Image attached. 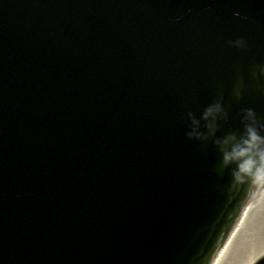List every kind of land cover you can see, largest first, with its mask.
Instances as JSON below:
<instances>
[{
    "label": "water",
    "instance_id": "95a60500",
    "mask_svg": "<svg viewBox=\"0 0 264 264\" xmlns=\"http://www.w3.org/2000/svg\"><path fill=\"white\" fill-rule=\"evenodd\" d=\"M262 65L264 0H0V264H210Z\"/></svg>",
    "mask_w": 264,
    "mask_h": 264
},
{
    "label": "clouds",
    "instance_id": "9594fccd",
    "mask_svg": "<svg viewBox=\"0 0 264 264\" xmlns=\"http://www.w3.org/2000/svg\"><path fill=\"white\" fill-rule=\"evenodd\" d=\"M229 44H234L239 48L247 47V42L244 38H239L235 41L230 40ZM259 71L264 76V65L260 66ZM220 112H222L220 105L210 106L204 113V119L207 120L209 117H214ZM243 113L242 122L244 127L242 134L237 136L234 133L223 141H216V143L231 144V148L224 153V162L226 164L230 162L237 163L236 180H242L247 177L254 182L264 184V122L260 120L253 108H246ZM193 123L198 125L199 121L194 119ZM209 128H211V125H209ZM189 136L207 138L196 128L189 133Z\"/></svg>",
    "mask_w": 264,
    "mask_h": 264
},
{
    "label": "bare ground",
    "instance_id": "6f19581e",
    "mask_svg": "<svg viewBox=\"0 0 264 264\" xmlns=\"http://www.w3.org/2000/svg\"><path fill=\"white\" fill-rule=\"evenodd\" d=\"M264 253V187L253 196L213 264H252Z\"/></svg>",
    "mask_w": 264,
    "mask_h": 264
}]
</instances>
